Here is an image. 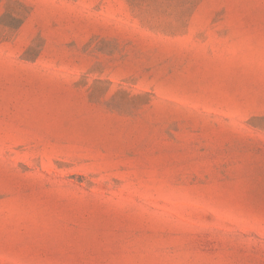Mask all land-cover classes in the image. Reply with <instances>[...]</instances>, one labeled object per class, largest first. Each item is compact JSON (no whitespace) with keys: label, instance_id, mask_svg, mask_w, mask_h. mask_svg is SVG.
<instances>
[{"label":"rangeland","instance_id":"1","mask_svg":"<svg viewBox=\"0 0 264 264\" xmlns=\"http://www.w3.org/2000/svg\"><path fill=\"white\" fill-rule=\"evenodd\" d=\"M0 264H264V0H0Z\"/></svg>","mask_w":264,"mask_h":264}]
</instances>
